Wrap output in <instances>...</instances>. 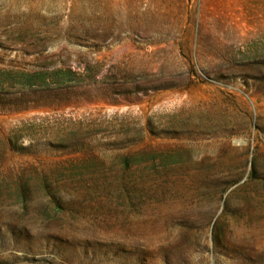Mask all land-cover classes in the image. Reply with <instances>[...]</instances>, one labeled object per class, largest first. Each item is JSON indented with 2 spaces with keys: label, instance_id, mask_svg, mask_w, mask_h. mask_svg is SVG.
<instances>
[{
  "label": "rangeland",
  "instance_id": "rangeland-1",
  "mask_svg": "<svg viewBox=\"0 0 264 264\" xmlns=\"http://www.w3.org/2000/svg\"><path fill=\"white\" fill-rule=\"evenodd\" d=\"M0 264H264V0H0Z\"/></svg>",
  "mask_w": 264,
  "mask_h": 264
},
{
  "label": "trees",
  "instance_id": "trees-1",
  "mask_svg": "<svg viewBox=\"0 0 264 264\" xmlns=\"http://www.w3.org/2000/svg\"><path fill=\"white\" fill-rule=\"evenodd\" d=\"M58 74H61L60 76L58 75L55 77L54 81L55 83L60 87L62 85L66 86L68 89H73L76 87L81 86L80 78L83 76L77 72H74L72 70H67V71H58ZM30 78H35V77H42L41 74H31L29 75ZM43 78V77H42ZM41 78V79H42ZM43 83H46V79L42 80ZM48 85V84H45Z\"/></svg>",
  "mask_w": 264,
  "mask_h": 264
},
{
  "label": "bare ground",
  "instance_id": "bare-ground-1",
  "mask_svg": "<svg viewBox=\"0 0 264 264\" xmlns=\"http://www.w3.org/2000/svg\"><path fill=\"white\" fill-rule=\"evenodd\" d=\"M15 2V1H14Z\"/></svg>",
  "mask_w": 264,
  "mask_h": 264
}]
</instances>
